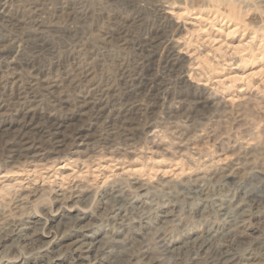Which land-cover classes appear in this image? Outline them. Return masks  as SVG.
<instances>
[{"label": "rangeland", "instance_id": "374dc122", "mask_svg": "<svg viewBox=\"0 0 264 264\" xmlns=\"http://www.w3.org/2000/svg\"><path fill=\"white\" fill-rule=\"evenodd\" d=\"M262 186L264 0H0V222L38 231L0 264H264V212L214 202Z\"/></svg>", "mask_w": 264, "mask_h": 264}, {"label": "bare ground", "instance_id": "6f19581e", "mask_svg": "<svg viewBox=\"0 0 264 264\" xmlns=\"http://www.w3.org/2000/svg\"><path fill=\"white\" fill-rule=\"evenodd\" d=\"M263 188L264 187L262 186L258 190L252 191V189H251L250 191L245 192L241 196L239 202H236L233 199L232 200L231 199L226 200V199H222L220 197H216V200L214 201L215 206H216L215 207L216 213L220 214V216L225 221L234 222V223H232L233 225L237 224V226H235V228L238 229L239 225H243L245 223L247 217H249L251 214L256 215L257 213L259 214L261 211L264 212V199L260 198V197L264 196V194L259 193V192H263ZM61 195H63L62 198L64 199L66 197V191H63V193ZM238 197H239V195H238ZM11 200L12 199H9L8 200L9 202H7V200L5 202H0V204H4V206H11V203H14ZM122 204L123 203L120 204L118 201H116V203H114L112 205L111 211L114 212L116 210L121 209ZM246 205L248 206V208L245 207ZM21 207L22 208L19 209V212H21V213L15 216L18 219H16V218L14 219L13 217H12L13 219H10L8 217L1 218L2 220L0 222V243L2 240L8 239V238H11L12 241L20 238L23 240V242L25 241L28 243H30L31 241H34L36 239V235H37L38 231L36 230V228L34 229V226H27L26 225V223L29 222L30 220H24V218L22 217V214L25 212L24 211L25 208H24V206H21ZM11 208L12 207H10V210H11ZM254 209H256V210L254 211ZM108 217H114V215H111V216L108 215ZM164 221L166 222V220H164ZM238 223H240V224L238 225ZM74 226H79L80 229L86 228L85 225H80V224L79 225L73 224V227ZM26 227H30V228L32 227L34 229V231H33L34 234L31 236L27 235V233L25 231ZM232 231L233 230L228 231L227 235L233 236ZM83 235H88V234L82 233V235L80 237L76 238L75 240H73L71 242L72 250L74 252H77L78 255L81 257H88V254L92 251H94L95 253H100V255H101V253H105V255H106V253L108 252V247H107V245H105V243L101 244V243H94L92 241H87V240H85V237L83 238ZM158 239H159L158 242L161 243V248H163V250H161V251L165 250L166 252H168L171 250V248L169 249V247H168V244H169L168 242H170V241L167 242V240H166L167 238L163 234L159 235ZM210 239H211L210 236L203 239L202 245H205V244L208 245V243H206V241L208 242V240H210ZM211 242H212V240H211ZM206 247H208V249L206 251V257L204 260L206 262V264H232V263L233 264H252L250 261L251 260L250 257H248L246 259L245 258L239 259V258H237L236 252H228V251L221 249L218 246H213L212 244H209V246H206ZM205 250L206 249L204 248V252H205ZM197 251H199V250H197ZM197 251L194 250L192 252L193 256L196 255ZM84 252H87V253L83 254ZM132 252L133 251H129V253H127V254L129 256H131ZM98 256H99V254H98ZM129 256L127 258L126 264H141V262L139 260L131 259ZM171 256L172 255L170 254V257ZM194 258H195V260H194L195 264H203V263H201V261H198L197 257H194ZM142 264H156V263L149 261V262H145V263L142 262Z\"/></svg>", "mask_w": 264, "mask_h": 264}]
</instances>
